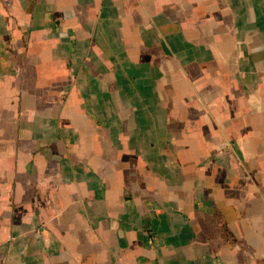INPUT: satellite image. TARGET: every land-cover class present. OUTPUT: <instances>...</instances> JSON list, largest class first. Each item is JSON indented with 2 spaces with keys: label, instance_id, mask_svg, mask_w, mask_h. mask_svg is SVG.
Instances as JSON below:
<instances>
[{
  "label": "crops",
  "instance_id": "obj_1",
  "mask_svg": "<svg viewBox=\"0 0 264 264\" xmlns=\"http://www.w3.org/2000/svg\"><path fill=\"white\" fill-rule=\"evenodd\" d=\"M0 264H264V0H0Z\"/></svg>",
  "mask_w": 264,
  "mask_h": 264
}]
</instances>
